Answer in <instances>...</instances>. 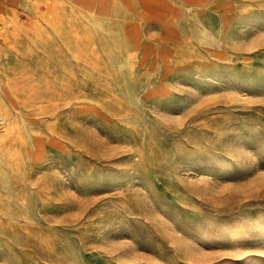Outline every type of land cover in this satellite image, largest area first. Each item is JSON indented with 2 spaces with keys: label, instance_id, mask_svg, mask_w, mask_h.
<instances>
[{
  "label": "rangeland",
  "instance_id": "374dc122",
  "mask_svg": "<svg viewBox=\"0 0 264 264\" xmlns=\"http://www.w3.org/2000/svg\"><path fill=\"white\" fill-rule=\"evenodd\" d=\"M0 264H264V0H0Z\"/></svg>",
  "mask_w": 264,
  "mask_h": 264
}]
</instances>
